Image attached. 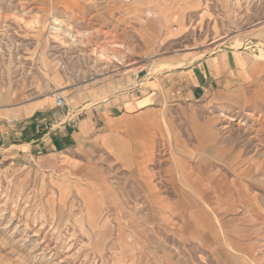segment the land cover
Returning a JSON list of instances; mask_svg holds the SVG:
<instances>
[{
    "label": "rangeland",
    "instance_id": "rangeland-1",
    "mask_svg": "<svg viewBox=\"0 0 264 264\" xmlns=\"http://www.w3.org/2000/svg\"><path fill=\"white\" fill-rule=\"evenodd\" d=\"M227 51L259 67L218 98L228 106L168 99L164 85ZM29 104L113 119L80 147L0 162V264H264V0H0V114ZM131 160L171 203L179 160L193 193L223 177L230 191L206 229L185 233L137 187Z\"/></svg>",
    "mask_w": 264,
    "mask_h": 264
},
{
    "label": "crops",
    "instance_id": "crops-1",
    "mask_svg": "<svg viewBox=\"0 0 264 264\" xmlns=\"http://www.w3.org/2000/svg\"><path fill=\"white\" fill-rule=\"evenodd\" d=\"M258 69V65L243 53L227 51L204 60L195 66L193 70L178 76V80L171 86L164 85V88L168 91V99H170L175 90L178 92L177 97H183L184 100L189 102L204 99L205 96L210 95L207 100L211 101V105L220 108L226 107L229 105L228 101H220L218 98H229V92L234 89L239 90V87L249 84L252 77L257 74ZM8 93L10 91L4 94L1 93L3 100ZM232 94L233 92H231ZM36 107L33 104H29L24 108H20L17 112L8 110L0 114L1 163L58 154L71 148L80 147L85 144L88 137L98 134L103 125L108 127L109 121L113 119L110 117L108 121L106 117L102 118L100 114L105 112V110H98L96 114L88 115L82 119L73 117L70 118L71 120L68 123L59 125V120H62L63 114H57L53 111V107L46 109ZM12 113H15L16 116L10 117ZM223 128L228 129L229 125H225ZM135 153L136 150L134 155ZM130 163L131 172L133 173L132 177L135 178L137 187H143L151 194L148 199L154 197L152 202L158 211L161 207H168V209L175 211L183 223L181 229L185 233L188 230L202 231V229H206V224H209L208 221L211 220V213L222 204L221 199L230 191L228 190V180L223 177L222 179L214 180L212 187L215 192L209 197H206L208 194L205 195L206 189H203V187H199V193H193V190L196 189L192 188L189 177L184 176L187 167L186 161L179 160L180 185L182 189L178 193L179 199L171 203L162 199L151 176L145 174V170L138 164L137 160H131ZM97 175L100 179L103 178L98 170H93L92 179L94 180ZM242 186L246 187V184L242 183ZM93 187L99 188L96 183L93 184ZM200 195H203V197L194 198ZM255 204L250 202L249 206L254 207ZM88 212L94 222L96 219L98 220L100 213L94 202L88 205ZM191 214H196L195 217L198 218L196 223L198 224H189L187 215L191 216ZM118 229L121 232L120 225ZM219 249L217 251L214 250L215 254L223 253V249H220V251ZM113 260H116V258H113ZM216 260H218L219 264H238V262L239 264H256V259L254 258L237 257L234 254H229L227 257H219Z\"/></svg>",
    "mask_w": 264,
    "mask_h": 264
},
{
    "label": "built area",
    "instance_id": "built-area-1",
    "mask_svg": "<svg viewBox=\"0 0 264 264\" xmlns=\"http://www.w3.org/2000/svg\"><path fill=\"white\" fill-rule=\"evenodd\" d=\"M54 102H55V107L57 109H63L66 106L65 100H64L63 96H61L60 94H55ZM71 116H72V118L78 117L79 114L75 110H73L69 117H71ZM69 117H68V114H63V118L65 120H63V122H61V123H66V122L68 123L71 120ZM60 121H62V120H60Z\"/></svg>",
    "mask_w": 264,
    "mask_h": 264
},
{
    "label": "bare ground",
    "instance_id": "bare-ground-1",
    "mask_svg": "<svg viewBox=\"0 0 264 264\" xmlns=\"http://www.w3.org/2000/svg\"><path fill=\"white\" fill-rule=\"evenodd\" d=\"M59 22V21H58ZM58 24V23H57Z\"/></svg>",
    "mask_w": 264,
    "mask_h": 264
}]
</instances>
